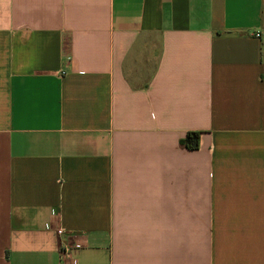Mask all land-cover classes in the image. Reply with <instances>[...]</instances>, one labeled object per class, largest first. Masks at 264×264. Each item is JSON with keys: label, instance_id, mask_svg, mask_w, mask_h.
<instances>
[{"label": "crops", "instance_id": "0c3cea01", "mask_svg": "<svg viewBox=\"0 0 264 264\" xmlns=\"http://www.w3.org/2000/svg\"><path fill=\"white\" fill-rule=\"evenodd\" d=\"M0 264H264V0H0Z\"/></svg>", "mask_w": 264, "mask_h": 264}, {"label": "built area", "instance_id": "2783aa9c", "mask_svg": "<svg viewBox=\"0 0 264 264\" xmlns=\"http://www.w3.org/2000/svg\"><path fill=\"white\" fill-rule=\"evenodd\" d=\"M58 233L61 235L63 234L62 230H59ZM73 253L72 250L67 248L65 245H63L60 249V261L63 263L64 261H73Z\"/></svg>", "mask_w": 264, "mask_h": 264}, {"label": "trees", "instance_id": "16d2710c", "mask_svg": "<svg viewBox=\"0 0 264 264\" xmlns=\"http://www.w3.org/2000/svg\"><path fill=\"white\" fill-rule=\"evenodd\" d=\"M199 133H188L184 141L185 145L190 149H196L199 143Z\"/></svg>", "mask_w": 264, "mask_h": 264}]
</instances>
